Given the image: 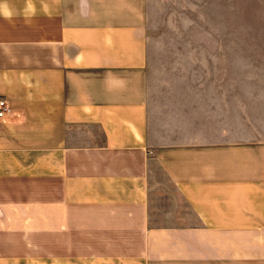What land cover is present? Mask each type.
<instances>
[{
	"label": "crops",
	"instance_id": "0c3cea01",
	"mask_svg": "<svg viewBox=\"0 0 264 264\" xmlns=\"http://www.w3.org/2000/svg\"><path fill=\"white\" fill-rule=\"evenodd\" d=\"M167 2L0 0V264H264V87Z\"/></svg>",
	"mask_w": 264,
	"mask_h": 264
},
{
	"label": "rangeland",
	"instance_id": "374dc122",
	"mask_svg": "<svg viewBox=\"0 0 264 264\" xmlns=\"http://www.w3.org/2000/svg\"><path fill=\"white\" fill-rule=\"evenodd\" d=\"M166 6L176 36L235 38L241 85L264 87V0H168Z\"/></svg>",
	"mask_w": 264,
	"mask_h": 264
},
{
	"label": "built area",
	"instance_id": "2783aa9c",
	"mask_svg": "<svg viewBox=\"0 0 264 264\" xmlns=\"http://www.w3.org/2000/svg\"><path fill=\"white\" fill-rule=\"evenodd\" d=\"M11 111V106L7 98L0 96V119L5 118Z\"/></svg>",
	"mask_w": 264,
	"mask_h": 264
},
{
	"label": "clouds",
	"instance_id": "9594fccd",
	"mask_svg": "<svg viewBox=\"0 0 264 264\" xmlns=\"http://www.w3.org/2000/svg\"><path fill=\"white\" fill-rule=\"evenodd\" d=\"M0 15H2L5 19H11L12 18V13L10 11L0 12Z\"/></svg>",
	"mask_w": 264,
	"mask_h": 264
}]
</instances>
